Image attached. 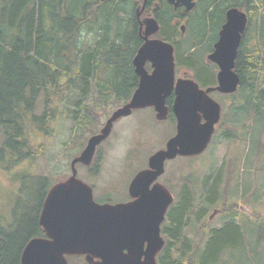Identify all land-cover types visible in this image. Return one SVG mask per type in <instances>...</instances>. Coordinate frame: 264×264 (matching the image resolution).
I'll use <instances>...</instances> for the list:
<instances>
[{"label": "trees", "instance_id": "16d2710c", "mask_svg": "<svg viewBox=\"0 0 264 264\" xmlns=\"http://www.w3.org/2000/svg\"><path fill=\"white\" fill-rule=\"evenodd\" d=\"M147 1V7H151L156 0ZM139 2L0 0V134L4 142L0 146V170H10L44 155L46 145L37 144L36 137L55 136L53 122L61 116L72 123V133L88 131L93 135L98 131L95 128L101 116L112 109V97L118 104L129 100L138 82L132 60L142 44L135 13ZM160 3L156 18L161 30L157 36L175 44L178 70L201 67L194 76L196 81L203 88L215 86L216 72L203 63L204 54L195 52L205 37L186 51L181 50L175 39L178 25L172 23L178 13L166 0ZM230 7L242 9L249 18L248 34L243 38L235 66L241 82L230 100L236 121L245 115L250 126L254 119L264 118V0H199L196 10L201 8L202 13L198 21L205 26V32L202 34V28L196 31L195 15L187 26L200 36L206 32L217 35ZM249 36H254L256 42L248 44ZM63 94H67L66 106L63 110L53 109ZM238 95L243 98L236 99ZM41 96L46 99V105L42 114L37 115L36 103ZM225 122L223 118L217 133H228L229 138L236 139L235 127L228 124L225 127ZM229 167L231 173L232 164ZM51 186L43 176H24L20 195L13 204V223L8 227L0 225V264H21V254L29 240L44 237L39 216ZM227 189L226 186L225 193L222 191L223 200ZM210 191V204H213L221 197L220 185L212 186ZM193 198L192 194H181L176 211L169 214L171 224L164 229L166 235L187 238L185 229L193 215ZM208 210L201 208L196 220L204 219ZM200 233L204 238L205 227ZM209 234L214 238L207 248L203 244L191 245L190 240L180 242L183 249L179 250L176 261L238 264L234 255L223 260L220 251L222 246L225 251H233L244 239L243 226L235 216ZM228 236L242 239L238 244H228L225 242L229 241ZM165 259H162L164 263Z\"/></svg>", "mask_w": 264, "mask_h": 264}, {"label": "water", "instance_id": "95a60500", "mask_svg": "<svg viewBox=\"0 0 264 264\" xmlns=\"http://www.w3.org/2000/svg\"><path fill=\"white\" fill-rule=\"evenodd\" d=\"M167 1L174 9L184 7L188 13L196 6V0ZM144 9L145 4L139 8L138 18ZM247 26L248 17L243 11L232 8L227 12L214 51L207 57L220 69L218 86L203 90L192 79L176 81L174 46L151 38L160 31L156 18L150 15L140 20L144 43L133 60L140 78L138 88L130 102L112 114L101 132L92 136L80 156L71 162L72 175L49 190L39 217V225L47 237H36L27 243L21 264H68V254H87L89 264H156V255L165 243L161 224L174 197L163 185H151L164 174L167 160L198 156L208 148L222 112L220 103L209 94L237 92L241 79L235 66ZM181 31H185V26ZM147 62L152 64L151 74L145 68ZM172 95L177 133L166 149L150 157L149 169L139 172L132 181L130 195L134 201L116 205L97 203L93 189L78 178L76 166H89L97 147L110 136L114 123L133 110L154 107L156 119L166 120L169 116L166 100Z\"/></svg>", "mask_w": 264, "mask_h": 264}, {"label": "rangeland", "instance_id": "374dc122", "mask_svg": "<svg viewBox=\"0 0 264 264\" xmlns=\"http://www.w3.org/2000/svg\"><path fill=\"white\" fill-rule=\"evenodd\" d=\"M177 13L172 23L178 25L179 34L175 39L179 42L181 50L186 51L191 44L205 37L195 52L197 51L200 55L204 54L202 61L209 66L210 63L206 61V58L217 41L216 32H206L205 36H200L187 26L195 15L196 31L202 28V34L205 32V26L198 21L202 13L201 8L190 13L189 18L183 21L180 20L179 12ZM181 25L186 26L184 33L180 31ZM206 27L209 28V25ZM254 42H256L255 37L250 38L249 36L248 44ZM173 45L175 47V44ZM188 52L192 51L188 50ZM176 54L175 47V56ZM147 70L152 72L150 66ZM177 70L178 68L176 69L177 78H190L196 81L194 76L202 68L182 67ZM66 98L67 94L58 98L52 106L53 109L60 110L65 107ZM213 98L222 105V120L224 118L226 121L224 126L228 124V126L235 127L234 131L238 137L229 138L228 133L225 135L223 132L217 133V129L211 143L202 154L195 157L179 156L167 161L166 173L160 182L162 184L166 182L172 186L177 200L183 192L194 196L193 215L185 229V235L192 243L203 244L210 236L211 230L222 228L231 216H235L238 223L243 226L245 240L243 239L233 251H224L223 260L234 255L238 264H264V118L254 119L250 126L246 122L245 115L236 121L232 115L230 96L216 93ZM242 98L239 95L236 96L238 100ZM110 102L112 109L99 119L100 124L95 128L98 131L110 115L123 105L116 103L114 97ZM45 105L46 99L41 96L36 103L35 113L41 115ZM69 115L65 113V116ZM222 120L216 128H219ZM53 127L57 130L55 136L45 138L43 135H38L36 137L37 144L46 145L44 155L32 161L26 160L10 170H0L1 226L8 227L13 223L12 208L20 195L19 188L24 176H43L52 185L68 178L71 175L72 160L84 150L92 136L88 131L72 133V123L64 115L53 122ZM176 130L177 126L172 118L158 121L149 109L135 111L130 117L123 118L115 124L109 139L98 148L99 152L103 153V158L100 155L97 165L91 168L79 166L78 177L89 185L95 186L94 196L99 202L109 198H123L128 194L127 188L136 170L145 164L147 166L148 158L164 149L168 141L176 134ZM3 143L0 134V146ZM230 164H232L231 173L228 170ZM29 180L32 183V177ZM216 184L220 185L221 197L210 204V189ZM226 186L228 187L227 194L223 200L222 191L225 193ZM204 207H208L209 210L206 217L198 222L196 216L198 211ZM217 210L219 213L214 215ZM209 217L214 218L210 220ZM202 227H205L204 238L200 233ZM226 233H231V231ZM261 233L263 236L260 237ZM239 241L238 237L232 243L238 244Z\"/></svg>", "mask_w": 264, "mask_h": 264}, {"label": "flooded vegetation", "instance_id": "af4514ba", "mask_svg": "<svg viewBox=\"0 0 264 264\" xmlns=\"http://www.w3.org/2000/svg\"><path fill=\"white\" fill-rule=\"evenodd\" d=\"M154 5L153 6H156V5H158L159 4V0L157 1H155L154 3H153ZM153 6L151 7V9H153ZM228 10V9H227ZM226 10V11H227ZM153 12H154V10H153ZM178 12H179V15L181 16L180 17V20L181 21H183V20H187L189 17V15H190V13H186L185 12V9L184 8H179L178 9ZM226 14V13H225ZM140 19H141V17L138 19V18H136V20H137V22H138V25H139V31H140ZM226 21V20H225ZM225 21L223 22V24L225 23ZM222 24V25H223ZM222 25H221V27H222ZM221 27H220V29H221ZM139 37H140V35H139ZM141 39V38H140ZM148 66H150L151 67V65L150 64H146V68L148 67ZM210 66L211 67H213V70L214 71H216V81H217V74H218V72H219V68H218V66L216 65V64H213V63H210ZM134 72H135V70H134ZM136 74V73H135ZM136 77H137V75H136ZM137 79H138V82H139V78L137 77ZM138 82H137V84H136V86H135V88H134V90H133V92H132V94H131V97H132V95H133V93L135 92V90L137 89V87H138ZM215 86H218V83L215 85ZM214 86V87H215ZM216 93H219V92H217V91H214V92H212L211 94H210V96L213 98L214 97V95L216 94ZM219 94H221V93H219ZM221 95H224V94H221ZM130 97V98H131ZM130 98H129V100L128 101H130ZM127 101V102H128ZM127 102H125V103H123V105H125ZM173 103H174V97L173 96H170V97H168L167 98V100H166V106L169 108V116H168V118H172L173 120H174V122H175V124L177 125V120H176V117H175V115H174V113H173V110H172V108H173ZM122 105V106H123ZM143 109H149L150 111H151V113L154 115V118L156 119V111H155V108L154 107H146V108H139V109H135V110H133L132 111V113L130 114V115H128V116H126V117H122L121 119H123V118H127V117H130L135 111H138V110H143ZM121 119H119V120H121ZM118 120V121H119ZM118 121H116L115 123H114V126H115V124L118 122ZM114 126H113V129H114ZM102 129V128H101ZM101 129H100V131H101ZM113 129H112V132H113ZM100 131L98 132V133H100ZM112 132H111V134H112ZM97 133V134H98ZM111 134H110V136H111ZM109 136V137H110ZM109 137L106 139V140H108L109 139ZM106 140H104L99 146H98V148L106 141ZM98 148H97V151H96V155H95V158H94V161H93V163H92V165L90 166V167H83V166H81V167H83V168H91L92 166H94V165H97L96 163H98L99 162V157H100V155H102V158H103V153H101V151L99 152V150H98ZM150 158V157H149ZM148 158V163H147V166H146V164L144 165V166H142V168H138L137 170H136V173L134 174V176L132 177V179L130 180V183H129V186H128V188H127V195L125 196V197H123V198H115V199H112V198H109L108 200H105V201H103V202H99L97 199H96V201L98 202V203H101V204H104V203H109V204H112V205H115V204H120V203H129V202H132V201H134V198H132L131 197V195H130V185H131V183H132V181L134 180V178L138 175V173L139 172H141V171H143V170H147V169H149V167H150V164H149V159ZM168 161V160H167ZM166 161V162H167ZM166 162H165V172H164V174L166 173ZM164 174L163 175H161V176H159L157 179H156V181L151 185V187H153L155 184H161V185H163L166 189H168V191L173 195V197H174V200H173V202H172V204L169 206V208L167 209V211H166V214H165V219H164V221H163V223L161 224V235H162V237H163V239H164V241H165V243H164V246L162 247V249L158 252V254L156 255V264H184V263H181V262H179V261H176L177 260V258H178V256H179V250H181V249H183V245H181L180 247H179V243L180 242H183V241H188L189 239H187V238H176V237H173V236H168V235H166V233L164 232V229L165 228H167V227H169V225L171 224V221H170V218H169V214L170 213H172V212H174V211H176L175 209H177V208H175L176 206H177V204H178V200H177V197H176V195H175V193H174V190H173V188H172V186L170 185V184H168V183H166V182H164V184H162L161 182H160V179L164 176ZM92 188H93V191L95 190V186H93V185H90ZM95 197V196H94ZM173 224H174V222H173ZM214 237H211V236H209V237H207V240L205 239V241H204V243H203V245H205V247L207 248L208 247V244L210 243V241L213 239ZM240 238V237H239ZM236 239V237H234V238H229V241H225V242H227L228 244H234V243H232L234 240ZM237 239H238V237H237ZM240 239H242V238H240ZM245 240V239H244ZM243 241V240H242ZM227 243H224V244H226L227 245ZM189 244H191V245H193L194 243H189ZM202 244V243H201ZM223 247V246H222ZM222 247L220 248V251H225L224 249H222ZM145 248H146V245H145ZM166 251H167V253H166ZM169 252V253H168ZM164 253V254H163ZM162 254H163V256H162ZM221 255V254H220ZM87 254H82V255H79V254H68V255H66V258H67V261H68V263L69 264H78L79 262L80 263H82V264H89L88 263V261H87ZM93 257V260H95V261H97V258L96 257H94V256H92ZM163 257H165L166 259H165V262L166 263H164L163 262ZM169 258H171L172 260H169ZM143 259H145V256H143ZM187 264H190V260L187 262Z\"/></svg>", "mask_w": 264, "mask_h": 264}, {"label": "bare ground", "instance_id": "6f19581e", "mask_svg": "<svg viewBox=\"0 0 264 264\" xmlns=\"http://www.w3.org/2000/svg\"><path fill=\"white\" fill-rule=\"evenodd\" d=\"M140 2H139V4H138V6H137V8H136V10H135V13H136V18H138V16H137V12L139 11V8H140ZM232 8H237V9H239V10H241V11H243L242 9H240V8H238V7H230V8H228V10L225 12L226 14H225V20L227 19V12L230 10V9H232ZM154 10V9H153ZM152 10V11H153ZM245 14H246V12L245 11H243ZM247 15V14H246ZM247 17H248V15H247ZM139 19V18H138ZM248 20H249V18H248ZM140 32V31H139ZM218 34H219V31H218V33H217V36H218ZM196 35H199L198 33H196ZM242 45V44H241ZM241 45H240V47H241ZM240 47H239V49H240ZM239 49H238V51H239Z\"/></svg>", "mask_w": 264, "mask_h": 264}]
</instances>
